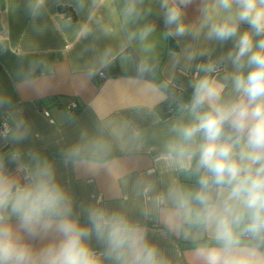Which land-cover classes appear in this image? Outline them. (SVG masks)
Masks as SVG:
<instances>
[{"label": "clouds", "instance_id": "9594fccd", "mask_svg": "<svg viewBox=\"0 0 264 264\" xmlns=\"http://www.w3.org/2000/svg\"><path fill=\"white\" fill-rule=\"evenodd\" d=\"M74 4L91 19L102 0ZM121 15L118 51L93 49L85 72L119 62L124 100L95 103L58 153L104 173L101 194L78 198L0 94V264H264V0H123Z\"/></svg>", "mask_w": 264, "mask_h": 264}, {"label": "crops", "instance_id": "0c3cea01", "mask_svg": "<svg viewBox=\"0 0 264 264\" xmlns=\"http://www.w3.org/2000/svg\"><path fill=\"white\" fill-rule=\"evenodd\" d=\"M26 3L0 0V94L11 97L13 106L23 110L33 131L29 143L57 160L60 173L77 197L99 195L109 178L104 173L94 176L65 169L59 164L58 153L74 142L83 128L94 127L95 103L124 100L115 79L123 71L119 62L104 79L89 78L85 72L93 49L118 51L123 0H102L91 19L87 11L75 10L74 0H48L45 14L33 20ZM194 14L190 9L189 15ZM82 26L91 27V33L81 36ZM33 63L35 87L26 85L20 75ZM72 101L77 108L71 112L67 105ZM4 118V110H0V122Z\"/></svg>", "mask_w": 264, "mask_h": 264}, {"label": "built area", "instance_id": "2783aa9c", "mask_svg": "<svg viewBox=\"0 0 264 264\" xmlns=\"http://www.w3.org/2000/svg\"><path fill=\"white\" fill-rule=\"evenodd\" d=\"M105 77H106V76H104V77H100V78H101V79H104ZM76 108H77V103H76V101H72L69 105H67V109H68L69 111H71V112L74 111ZM45 113L48 114V112H45ZM3 122H4V120L0 122V127L3 126Z\"/></svg>", "mask_w": 264, "mask_h": 264}]
</instances>
